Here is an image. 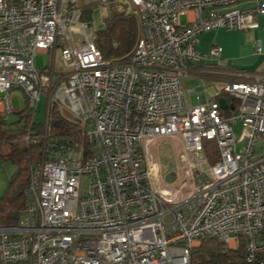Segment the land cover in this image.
Returning a JSON list of instances; mask_svg holds the SVG:
<instances>
[{
	"label": "built area",
	"instance_id": "built-area-1",
	"mask_svg": "<svg viewBox=\"0 0 264 264\" xmlns=\"http://www.w3.org/2000/svg\"><path fill=\"white\" fill-rule=\"evenodd\" d=\"M241 1L0 0L3 112L14 113L15 90L33 109L44 97L43 135L56 107L87 145L31 166L17 222L0 226V264H191L205 237L264 264V76L224 81L247 75L224 69L218 45L196 50L204 33L258 27L264 4L241 10ZM88 3L137 19L127 58L103 59L81 20ZM39 53L51 57L43 70ZM255 53L264 55L259 42ZM195 66L200 93L185 87ZM190 95L196 105H186ZM163 142L176 151L171 183L158 163Z\"/></svg>",
	"mask_w": 264,
	"mask_h": 264
},
{
	"label": "trees",
	"instance_id": "trees-1",
	"mask_svg": "<svg viewBox=\"0 0 264 264\" xmlns=\"http://www.w3.org/2000/svg\"><path fill=\"white\" fill-rule=\"evenodd\" d=\"M110 11L102 25L93 34L95 47L104 60H124L133 51L139 36L137 19L126 14L116 5H110ZM98 6L88 3L83 6L81 20L92 23ZM217 78H211L215 81ZM236 82V79H224ZM36 108L29 106L25 98L21 109L14 113L15 120L9 122L0 115V163L14 166L15 172L10 177L6 189L0 197V226H12L17 222L19 213L25 206V194L29 187L31 166L47 154L65 153L74 144L80 142L86 147L81 137L78 122L66 117L54 107L49 114V133L43 135L44 120L38 123L34 119ZM213 144H204V148ZM191 264H247L243 246L237 250H227L213 238H202L199 246L190 255Z\"/></svg>",
	"mask_w": 264,
	"mask_h": 264
},
{
	"label": "crops",
	"instance_id": "crops-1",
	"mask_svg": "<svg viewBox=\"0 0 264 264\" xmlns=\"http://www.w3.org/2000/svg\"><path fill=\"white\" fill-rule=\"evenodd\" d=\"M259 4H264V0H242L238 4V8L241 10H253ZM256 22L258 27L255 30L246 32L217 29L204 33L199 37L196 50L206 55L211 46L218 45L221 47V59L223 60L224 69L235 75L243 73L249 76V78L247 76L245 78L234 76L235 78L232 79H236V82L251 81V76L255 74L264 76V55L255 53L257 42L264 49V17H258ZM200 65L207 66V63L202 62ZM196 68L197 66L189 74L190 79L200 77L195 71ZM3 110L4 106L0 100V115L7 117L8 115Z\"/></svg>",
	"mask_w": 264,
	"mask_h": 264
},
{
	"label": "rangeland",
	"instance_id": "rangeland-1",
	"mask_svg": "<svg viewBox=\"0 0 264 264\" xmlns=\"http://www.w3.org/2000/svg\"><path fill=\"white\" fill-rule=\"evenodd\" d=\"M111 6L101 7L97 8V13L94 15V19L92 21V27L97 30L101 27L103 19L107 16L109 13V9ZM181 25H185L186 18L183 16L180 18ZM74 40H82L83 37L81 35H74ZM51 62L50 55L39 53L34 59V66L37 70H43L46 68ZM54 66L57 70L62 69V64L60 63L59 53L56 51L54 56ZM205 79L203 77H195L194 79L186 80L185 87L186 89H192L196 88L197 92L200 93L202 90L201 82ZM216 83V82H214ZM11 109L13 112H17L21 109V107L24 104L25 96L20 90H15L11 93ZM197 100L195 95L187 96L186 98V105H196ZM44 110H45V100L44 97H41L40 101L38 102L36 106V112L34 113V119L36 122L41 123L44 120ZM66 117H69L65 113H62ZM71 118V117H69ZM7 120L9 122H13L15 120V114H8ZM48 134V133H47ZM158 163L161 167V170L163 172V176H167V173H174L177 170V157H176V151L172 144L163 142L160 144L158 148ZM15 172V168L13 165L9 163H0V197L4 193L6 186L8 184V181L10 177ZM85 184L83 185V188L85 189Z\"/></svg>",
	"mask_w": 264,
	"mask_h": 264
},
{
	"label": "water",
	"instance_id": "water-1",
	"mask_svg": "<svg viewBox=\"0 0 264 264\" xmlns=\"http://www.w3.org/2000/svg\"><path fill=\"white\" fill-rule=\"evenodd\" d=\"M219 103H220L221 108H222V109H225V106H226L225 101H224L223 99H220V100H219ZM173 180H174V179H173V177H172L171 175H167V176H166V181H167V182L171 183V182H173Z\"/></svg>",
	"mask_w": 264,
	"mask_h": 264
}]
</instances>
